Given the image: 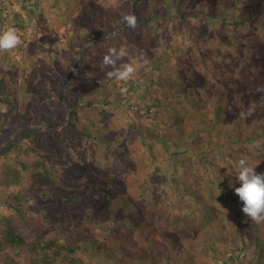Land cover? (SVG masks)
Returning <instances> with one entry per match:
<instances>
[{"label":"trees","instance_id":"16d2710c","mask_svg":"<svg viewBox=\"0 0 264 264\" xmlns=\"http://www.w3.org/2000/svg\"><path fill=\"white\" fill-rule=\"evenodd\" d=\"M30 1L0 0V31L13 27L20 38L0 50V264L144 263L126 257L134 237L126 232L144 229L124 220L129 203L145 201L136 186L149 174L162 184L164 155H185L205 142L230 146L224 137L236 118L254 117L263 102L249 97V87L250 76L264 78L257 69H264V23L253 17L264 11L251 5L264 0ZM46 12L65 25L61 35L76 34L60 52L64 63L52 55L47 62L41 44L29 43V27L39 33ZM125 16L136 18L134 28ZM121 47L128 55L117 66L138 65L127 82L109 79L112 69L102 63L110 48ZM221 86L237 91V117L216 111L217 128L210 108ZM192 102L207 108L195 111ZM259 110L264 115V105ZM11 124L15 129L5 131ZM87 160L106 177L85 174ZM261 258L244 254L224 264H264Z\"/></svg>","mask_w":264,"mask_h":264},{"label":"rangeland","instance_id":"374dc122","mask_svg":"<svg viewBox=\"0 0 264 264\" xmlns=\"http://www.w3.org/2000/svg\"><path fill=\"white\" fill-rule=\"evenodd\" d=\"M12 1L17 3V0ZM51 1L45 0L47 4H43L44 0H31L30 3L37 2L38 7H47L51 6ZM256 1L261 3V0ZM6 5L11 8L10 1H6ZM251 5L254 9L259 8L264 11V5L260 7V4L252 3ZM20 6L18 3L16 8L21 12ZM12 7L14 8V5ZM240 13L243 14L242 17L246 15L243 10ZM253 17L264 23V15L258 16L255 13ZM86 19L88 20L85 18L84 21ZM30 22L32 23L33 20ZM37 22L39 29H42L37 33L36 27H29V43L37 41L41 44L45 49L43 55L47 62L46 57L52 55L53 59L64 63L65 57L60 52L68 49L69 38L73 39L76 34L70 31L69 38L61 35L66 27L55 19V14L52 12L44 13ZM43 25H47L45 27L49 29L45 31ZM50 41L57 42L55 48L51 50ZM226 50L230 52L229 48ZM259 55L258 60L263 63L264 58L261 54ZM70 56L68 54L67 58ZM171 82L172 77H168L167 85ZM250 82L252 84L249 87L251 90L249 97L254 100L260 96L263 101L260 102V106L264 105V78L256 79L250 76ZM194 86L202 93H206L204 85L195 82ZM168 88V93H171V86ZM221 90L222 92L215 96L213 110L211 111L212 107L210 108L211 120L218 126L217 128L221 124L216 111H224L230 115L229 113H235L236 109L234 102L237 91L225 89L224 86H221ZM243 97L244 95L239 99ZM192 104L195 111L207 108V104L204 106L197 105L195 102ZM260 106L253 108L254 117L249 115L236 118V113L230 115L231 117L235 115L236 118V122L233 123L234 130L228 131L224 137V139L227 137L230 146L205 142L202 145H190L187 148L189 153L185 155H164L163 158L166 159L159 161V168L163 170L160 179L162 184L158 183L157 176L151 181L152 174H149L142 183V187L136 186L135 191H142V198L145 201L140 206H144L145 209L132 202L129 203L130 212L124 220L128 223L130 218L137 219L138 223L143 225L144 232L140 229L135 232L124 230L128 237L134 236L127 244L129 253H132V255L127 254V258H134L135 263L140 258L145 260L144 263L153 261L151 264L155 261L157 264H224L225 261L232 260L234 257L241 259L244 254L250 258L253 256L264 258V222L256 223L247 218L242 213V203L234 192V187H239L235 178L237 176L234 163L236 160L245 158L255 167L257 173H264V115L259 110ZM33 118L35 124L40 123L39 115L34 114ZM14 129L15 125L11 124L5 131L10 132ZM252 136L256 139L249 140L248 137ZM86 163L88 165L83 168L85 174L96 173L93 176L97 179L106 177V173L99 170L98 163H91V160H87ZM123 176L127 179L130 174ZM123 176H119L122 181ZM122 187L123 190L127 188L125 183ZM3 193L4 189L0 186V213L4 212L1 204ZM152 199L155 200L152 201ZM140 208L144 211V215ZM118 223L119 221H116L115 224ZM122 253L125 254L124 251Z\"/></svg>","mask_w":264,"mask_h":264},{"label":"clouds","instance_id":"9594fccd","mask_svg":"<svg viewBox=\"0 0 264 264\" xmlns=\"http://www.w3.org/2000/svg\"><path fill=\"white\" fill-rule=\"evenodd\" d=\"M127 26L134 28L136 18L134 16H125L123 18ZM20 43L17 31L9 27L0 31V50H9L15 48ZM128 55L126 48H110L108 54L103 57L105 68H111L107 72L109 79H115L121 82H127L136 72L138 65L133 63H119ZM121 93L127 92L126 87L120 88ZM237 170L236 181L239 187H234V192L242 203L241 211L252 221L256 223L264 222V173H257L249 161L245 158L236 160Z\"/></svg>","mask_w":264,"mask_h":264}]
</instances>
